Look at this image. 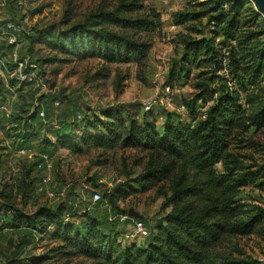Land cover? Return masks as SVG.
<instances>
[{"label": "trees", "instance_id": "obj_1", "mask_svg": "<svg viewBox=\"0 0 264 264\" xmlns=\"http://www.w3.org/2000/svg\"><path fill=\"white\" fill-rule=\"evenodd\" d=\"M11 4L18 9L15 2ZM248 5L253 3L206 0L197 3L196 10L179 15V24L189 23L188 29L201 38H182L184 54L178 70H171L169 82L174 85L182 77L188 79L196 69V93L182 104L187 120L180 115H175L174 120L167 118L161 132L150 116L152 110L145 112L140 121L129 112L122 116L113 110L100 116H83L81 120L77 112L71 115L73 119L69 118L61 110L66 99L61 92L56 99L60 107L55 108L51 117L39 71L52 60L35 57L30 47L24 51L26 42L38 38L67 59H98L104 64L142 61L150 49V42L142 33L153 32L162 24L154 8H146L142 0H128L112 11L98 12L89 25L56 29L53 38L46 30L32 28L22 36L19 58L27 56L38 66L36 71L29 70L33 71V81L6 80L0 74V108L10 110L8 115L0 111V130L5 132L1 136L9 142L8 147H3L0 140V167L4 150L6 155H19L14 159V173L0 180V260L4 264L17 263L27 256L50 226L54 227L51 237L59 243L60 256L83 257L94 264H233L227 257L212 256V251L226 238L254 234L264 237V210L258 206L251 208L238 199L242 189L249 186L264 193V165L245 164L234 152L235 144L244 142L243 134L264 127V17L255 7L248 11ZM6 20L14 18L9 16ZM190 23H197L199 28ZM208 26H211L209 36H204ZM219 37L223 39L220 46L216 44ZM226 43L228 49L221 52ZM10 54L11 46L1 40L0 58L12 71L15 65L9 59ZM221 70L227 71L230 80L217 74ZM214 83L220 87L210 89ZM255 91L259 93L256 99L260 98L253 114L247 116L240 104L241 93H246L249 102ZM199 102L207 108L197 116ZM41 111L43 118L39 116ZM54 128L57 129L54 136L49 137L47 133ZM86 148L146 153V165L134 182L142 193L169 180L166 204L171 208L163 221L151 233L145 218L141 219L149 229L146 245L127 243L120 232H105L115 222L120 223L119 216L127 215V211H119L117 203L129 194L117 187L104 191L101 199L93 202L92 195L97 192L93 185L88 197L74 195L76 202L67 210L66 197L74 193L66 192L70 186L58 182L50 191L55 197L62 194L58 198L62 202L56 208L40 206L33 212L25 210L38 191L44 192L43 187L51 185V179L47 183L43 179L55 168L53 153L63 150L81 154ZM20 151L26 155H20ZM43 155L51 160V171L43 165ZM217 166L222 170H217ZM89 207L107 209L108 216L99 220L87 213ZM80 210L83 216L78 224L67 222L78 216ZM110 217L115 219L111 221Z\"/></svg>", "mask_w": 264, "mask_h": 264}, {"label": "rangeland", "instance_id": "obj_2", "mask_svg": "<svg viewBox=\"0 0 264 264\" xmlns=\"http://www.w3.org/2000/svg\"><path fill=\"white\" fill-rule=\"evenodd\" d=\"M203 1L206 0H142L146 8L156 10L162 22L159 29L142 33V36L150 42L147 57L142 61L104 64L98 59H67L55 53L38 38L26 42L24 51L30 47L35 57L52 60L40 69V81L45 85V89L52 86L51 90L61 92L66 98L61 110L68 114L69 118L77 112L83 116H100L107 110H113L120 112L122 116L129 112L140 121L143 116H146L143 104L147 101H155L150 116H153L156 129L161 132L167 118L174 120L175 115H180L182 119L187 120L185 109L181 112L180 107L184 102L191 100L196 93L194 86L196 69L192 70L188 79L182 77L174 85L169 82V74L172 69L176 68L175 71H177L179 68V60L184 54L182 38L186 36L201 38L197 33L188 29L190 28L189 23L184 26L179 24L178 17L182 13L196 10V4ZM127 2L128 0H27L23 11L11 4L0 10V18L4 21L9 16H12L14 21L26 18L30 28L34 31L46 30L53 38L56 29L61 30L74 25H89L98 12L112 11L118 4ZM254 7V5H248L247 10H254ZM190 24L199 28L197 23ZM204 25L205 20H202L201 26ZM210 29L211 26H208L204 36H209ZM222 40L221 37L216 38V44L220 46ZM228 46V43L222 45L221 52L228 49ZM217 74L230 80L226 70L218 71ZM233 83V81L230 82V85ZM167 84L170 85V91L164 89L168 86ZM219 87V83H214L210 89ZM257 92L251 93L249 102L246 99V93H241L240 104L247 116L253 114L256 100L260 98L256 99V94H259ZM196 105L198 107L197 116H200L207 105L200 102ZM10 128L11 126L7 129ZM56 130L55 128L49 130L47 135L54 136L53 132ZM0 133L5 134L2 131ZM242 139L244 142L235 144L234 149V152L241 158L240 160L248 165H264V127L256 132L253 128L250 129L248 134L242 135ZM2 156L0 180L4 181L14 173L13 168L16 167V163L15 157L6 155V153ZM52 158L55 167L49 174L52 186L49 184L43 187L44 192L38 191L28 201L25 209L27 212H33L40 206L56 208L62 201L57 200L56 195H51L50 191L58 182H63L67 187L70 186L66 192L74 193L66 197L69 202L66 203L67 210L71 203L76 202L74 195L78 193L88 197V193L94 189L93 185L101 195L104 191L109 192L112 188H119L122 192L129 194L117 203L119 211L134 209L143 216V219L145 218L144 222L151 229V233L163 221V216L171 208L166 204V199L170 195L169 180L160 184L156 189L143 193L134 183L147 162V155L144 152L120 148L105 152L101 149L86 148L81 154L57 150ZM216 168L219 171L222 170L220 166ZM134 187L137 188L135 191ZM238 199L251 208L258 206L264 210V193L251 186L242 189ZM82 208L80 207L81 210ZM81 210L78 216L69 218L67 222L78 224L83 216ZM87 211L90 215L98 216L99 220L108 216L107 209L99 207H89ZM112 229L105 230V232H120L121 235H125L130 231L131 225L115 222ZM53 231L54 227L50 226L42 239H39L31 248L30 253L14 264H94L83 257L60 256L59 243L51 237ZM147 241L148 238L138 239L134 240V243L143 246ZM121 243L125 244L123 241ZM40 256L47 259L38 260ZM212 256L227 257L233 261V264H264V237L254 234L226 238L212 251ZM4 262L0 260V264Z\"/></svg>", "mask_w": 264, "mask_h": 264}, {"label": "built area", "instance_id": "obj_3", "mask_svg": "<svg viewBox=\"0 0 264 264\" xmlns=\"http://www.w3.org/2000/svg\"><path fill=\"white\" fill-rule=\"evenodd\" d=\"M16 3L17 8L21 11L26 7L27 0H0V10L6 8L10 3ZM31 31V28L28 24V21L26 18L23 20H20L18 22L15 21H7V20H1L0 18V41L5 40L8 45L11 46V54H10V61L15 65V69L10 71L7 69V66L2 58H0V74L3 78L6 80L9 79H15L19 82H32L34 79L33 71L29 70H38V66L36 63L32 62L27 56H23L22 58H19V52L22 46V36L27 35ZM28 70V71H27ZM166 91H170V86L164 87ZM42 92L48 93V92H55L54 90L45 89V86L42 85ZM55 101V100H54ZM155 104V101H147L145 104H143V109L145 112L151 111V108ZM54 110L55 108L60 107V102L56 100L53 102ZM180 110L181 112L184 111V107L181 106ZM0 111H4L7 115L10 113V110L7 107H1ZM39 116L41 118L44 117V112L41 111L39 113ZM79 120L83 118V115L77 116ZM20 155H26L24 151L19 152ZM28 158H31V154L27 155ZM45 164L46 170L51 171L52 169V162L49 159L47 155L42 156ZM42 165H39L41 167ZM50 181V176L47 175L43 179V183H47ZM51 195L53 193H50ZM54 195V194H53ZM60 196L57 197V200ZM101 199L100 194L98 192L93 193L92 195V201L97 202ZM119 221L124 222L125 220L129 219L127 215L125 216H119ZM114 217H110L109 220H114ZM149 236V229L145 226L144 222L142 220H133V223L131 225V229L128 233L124 235L123 240L127 243L134 242V240L138 239H145Z\"/></svg>", "mask_w": 264, "mask_h": 264}, {"label": "water", "instance_id": "obj_4", "mask_svg": "<svg viewBox=\"0 0 264 264\" xmlns=\"http://www.w3.org/2000/svg\"><path fill=\"white\" fill-rule=\"evenodd\" d=\"M253 3L256 10L264 17V0H249ZM60 96L59 92H48L44 93L43 97L45 99V105L48 111V114L52 117L54 115V100L58 99ZM127 217L133 220H141L143 216H141L138 212L134 209L130 208L127 211Z\"/></svg>", "mask_w": 264, "mask_h": 264}, {"label": "crops", "instance_id": "obj_5", "mask_svg": "<svg viewBox=\"0 0 264 264\" xmlns=\"http://www.w3.org/2000/svg\"><path fill=\"white\" fill-rule=\"evenodd\" d=\"M0 139L2 140V146H3V147H6V146L8 147V145H9V144H8V143H9L8 140H7V139H4V140H3V137L1 136V133H0ZM3 152L6 153L5 150H4ZM10 155H11V157L19 156L18 154H14V153H11ZM131 220H133V219H131ZM129 224L132 225V223H129Z\"/></svg>", "mask_w": 264, "mask_h": 264}]
</instances>
